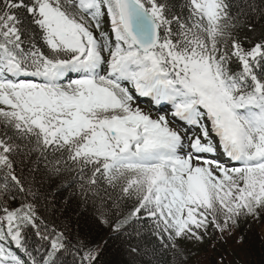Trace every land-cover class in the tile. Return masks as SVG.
Here are the masks:
<instances>
[{
  "label": "snow or ice",
  "instance_id": "6c2138e0",
  "mask_svg": "<svg viewBox=\"0 0 264 264\" xmlns=\"http://www.w3.org/2000/svg\"><path fill=\"white\" fill-rule=\"evenodd\" d=\"M256 18L264 2L0 0V264H98L72 227L89 207L133 256L151 219L174 264L264 220Z\"/></svg>",
  "mask_w": 264,
  "mask_h": 264
},
{
  "label": "trees",
  "instance_id": "16d2710c",
  "mask_svg": "<svg viewBox=\"0 0 264 264\" xmlns=\"http://www.w3.org/2000/svg\"><path fill=\"white\" fill-rule=\"evenodd\" d=\"M262 2L264 0H255L257 6ZM254 23L258 30L264 28V18H256ZM240 34L241 37L252 35L246 28H242ZM37 43L42 46L41 41L37 40ZM30 167L31 162H28L23 168L24 176L28 175ZM65 178L70 179V176ZM67 194L66 190H61L56 194V199L62 200ZM131 207V203H127L125 211L130 210ZM77 223L81 226L79 233L82 239L89 245L94 243L100 245L101 256L98 264H174L171 252L164 249L159 237L149 231L150 226H137L141 234L134 235L131 244L138 246L142 252L145 250L147 252L145 255L133 256L129 254L127 238L112 233L111 228L105 227L96 220L90 207L81 213L78 220H73V230H76ZM28 242L34 247L43 243L31 230ZM186 243L183 245L186 254L195 253L194 256L189 257L186 264H215L221 256H223L222 264H236V261L239 264H264V220L241 224L233 236L226 238L225 243H216L214 248L207 241L198 248L186 246ZM201 247H206V249L201 251ZM72 259L70 255H65L62 258L63 264H72ZM180 264L184 262L181 261Z\"/></svg>",
  "mask_w": 264,
  "mask_h": 264
}]
</instances>
